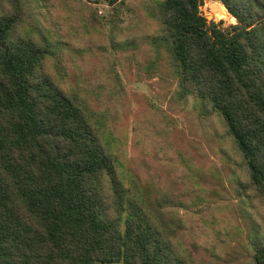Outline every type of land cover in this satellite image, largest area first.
<instances>
[{
  "label": "trees",
  "instance_id": "obj_1",
  "mask_svg": "<svg viewBox=\"0 0 264 264\" xmlns=\"http://www.w3.org/2000/svg\"><path fill=\"white\" fill-rule=\"evenodd\" d=\"M216 1L235 24L209 20L203 0H153L127 9L133 22L95 47L99 23L83 0H0V264H221L198 234L204 226L221 239L225 222L211 205L220 198L197 178L211 173V137L164 129L171 151L157 141L146 158L152 199L95 110L108 90L113 129L131 114L137 131L149 124L146 97H128L114 52L129 82L163 67L203 120L216 119L240 198L263 228L250 264H264V0Z\"/></svg>",
  "mask_w": 264,
  "mask_h": 264
},
{
  "label": "rangeland",
  "instance_id": "obj_2",
  "mask_svg": "<svg viewBox=\"0 0 264 264\" xmlns=\"http://www.w3.org/2000/svg\"><path fill=\"white\" fill-rule=\"evenodd\" d=\"M83 1L89 5L99 23L96 29L100 33L97 34L98 36L95 35L97 37L94 39L93 44L96 47L100 37L103 40H110L115 25L126 27L133 22L136 16L133 12L129 13L127 9L145 10L146 4L153 0H118L114 6L106 0ZM203 1L204 4L200 10L207 18H213L211 20L216 22L224 21L226 25L237 22L222 3L227 11L216 0ZM214 3L217 4L216 7L213 5ZM120 4H122V8L119 9L118 5ZM220 9H223L225 13L221 12ZM73 34V32H70L69 37ZM78 45L86 52L91 47V43L84 44L83 41H80ZM113 63L121 76L128 97L132 99L133 93L144 95L149 111V124L142 132L135 129L133 114L122 124H116L117 126L113 129L110 109L107 107L110 92L106 89L107 93L100 94L96 98L98 103L101 104L96 105L95 110L105 126L108 127V135L111 133L114 151L121 158L125 169L129 174H132L143 189H148L149 196L155 199L157 194L149 180L152 168L146 161L151 151L149 145L160 141L168 151H171L169 147L172 148L173 144L171 140L163 136L164 129L170 132L178 129L183 130L189 137H192V133H197L198 130L206 140L211 137V141L203 140L208 156V161L206 160L204 164L206 167L211 165V173L198 174L197 178L203 186H211L213 193L220 198V201H217L218 204L213 202L211 205L215 207V214L220 218L219 220L222 222L221 219H225L223 226L220 225L217 230V235L223 240L216 237L213 242L210 230L199 224L197 225L201 228H198V234L202 236L201 234L206 232L207 235L202 237L210 238L207 243H210V248H216V257L221 264H250L249 259L253 252L251 239L262 234L263 228L260 227L257 214L251 209L247 200L243 201L240 198L236 162L229 145L223 140V133L219 124L216 123V119L203 120L200 114L199 102L192 96L181 97L178 80L173 72L165 71L162 67L159 73L147 74L142 81L133 76V81L129 82L122 64L117 60L116 52L113 54ZM136 71L137 69L133 67L132 72L136 73ZM71 77L76 83L79 81L77 87L80 83L84 85L83 79L85 77L78 81L75 75H71ZM94 85L95 87L105 86L107 82L102 78H98ZM105 88L107 87L105 86ZM134 106L133 110L136 108ZM203 129L204 131H202ZM159 153L164 155L162 151ZM209 210L210 208L206 211ZM216 242L219 244L216 245Z\"/></svg>",
  "mask_w": 264,
  "mask_h": 264
},
{
  "label": "water",
  "instance_id": "obj_3",
  "mask_svg": "<svg viewBox=\"0 0 264 264\" xmlns=\"http://www.w3.org/2000/svg\"><path fill=\"white\" fill-rule=\"evenodd\" d=\"M208 19L211 20V19H213V18H209V17H208Z\"/></svg>",
  "mask_w": 264,
  "mask_h": 264
}]
</instances>
